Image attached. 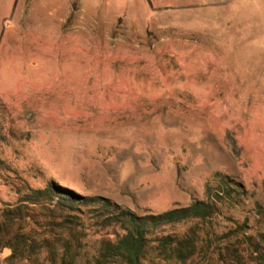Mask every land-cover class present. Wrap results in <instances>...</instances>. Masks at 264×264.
Here are the masks:
<instances>
[{"label":"rangeland","instance_id":"rangeland-1","mask_svg":"<svg viewBox=\"0 0 264 264\" xmlns=\"http://www.w3.org/2000/svg\"><path fill=\"white\" fill-rule=\"evenodd\" d=\"M215 173L264 234V0H0V211L161 214Z\"/></svg>","mask_w":264,"mask_h":264},{"label":"trees","instance_id":"trees-1","mask_svg":"<svg viewBox=\"0 0 264 264\" xmlns=\"http://www.w3.org/2000/svg\"><path fill=\"white\" fill-rule=\"evenodd\" d=\"M212 178L202 200L145 216L72 194L52 204L51 187L27 189L0 211V253H9L8 264H193L214 257L264 264V234L236 217L244 212L243 187L220 173ZM93 200L101 213L85 219L77 203Z\"/></svg>","mask_w":264,"mask_h":264}]
</instances>
